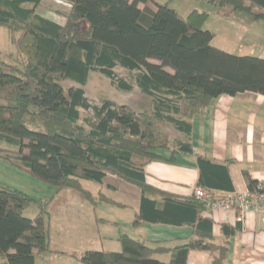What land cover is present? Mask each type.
<instances>
[{
  "label": "trees",
  "instance_id": "1",
  "mask_svg": "<svg viewBox=\"0 0 264 264\" xmlns=\"http://www.w3.org/2000/svg\"><path fill=\"white\" fill-rule=\"evenodd\" d=\"M41 1L0 0V27L24 57L22 69L0 64V160L58 192L79 193L91 206L124 207L81 186L82 181L101 184L111 174L141 192L135 225L193 228V236L172 249H152L121 235L119 252L87 251L80 264H186L193 250L209 252L211 264H226L227 238L240 224L222 225L223 244L215 245L213 222L201 216L203 204L152 187L145 167L192 153L188 141L171 142L167 125L188 136L190 119L213 99L245 92L264 96V59L214 47V34L204 29L206 12L182 17L168 3L153 0H61L70 10L60 26L36 14ZM207 2L264 21V0ZM116 68L130 78H119ZM90 73L123 92L137 88L139 103L134 109L110 100L90 104L83 89ZM68 79L78 87L63 88ZM81 111L91 115L88 127ZM164 151L170 152L166 158ZM197 167L198 187L234 191L226 166L198 157ZM245 179L254 191L257 183ZM49 201L0 185V264H34L35 254L49 251ZM31 204L38 211L34 218L24 214ZM159 254H169L170 261L155 259Z\"/></svg>",
  "mask_w": 264,
  "mask_h": 264
},
{
  "label": "crops",
  "instance_id": "2",
  "mask_svg": "<svg viewBox=\"0 0 264 264\" xmlns=\"http://www.w3.org/2000/svg\"><path fill=\"white\" fill-rule=\"evenodd\" d=\"M54 1L42 0L36 14L63 26L65 14L70 8L60 5L54 9ZM143 7L142 4L138 5L140 10ZM257 22L253 21L252 24ZM2 29L9 40L8 31ZM204 29L212 32L215 38L213 29ZM14 51L11 43L8 49L0 48V53H6L7 56ZM190 125L188 136L166 126L171 142L188 141L192 153L179 154L173 162L153 161L147 164L145 179L149 185L179 198L193 197L194 188L199 186L198 157L226 166L234 191L247 189L246 176L256 183L264 178V96L251 92L234 97L219 96L194 115ZM161 154L168 157L170 152L164 151ZM0 163H4L3 160ZM108 180L109 175L101 184L87 186L84 185L86 181H82L81 186L93 197L102 194L124 207L105 203L91 206L79 193L70 189L58 192L53 188L47 198L33 197L37 202L50 200L47 207L49 251L35 254L34 264H80V256L87 251L119 252L118 238L121 235L144 241L152 249L157 246L172 249L185 244L193 236L190 225H135L140 206V190L119 179L111 180L110 183ZM0 185L6 186L1 181ZM63 191L68 192L60 199ZM100 210V215H97ZM239 215L238 210L207 212L204 209L201 213L202 217L210 218L213 222L212 236L217 246L223 244L222 225L235 227L240 224L239 230L227 238L226 264H264V222L256 213L247 214L242 221H239ZM104 227H109L108 233H101L100 229L105 230ZM107 242H112L111 249L104 247ZM154 258L163 263L170 261L169 254L155 255ZM211 262L212 255L209 252L193 250L189 252L186 264Z\"/></svg>",
  "mask_w": 264,
  "mask_h": 264
},
{
  "label": "rangeland",
  "instance_id": "3",
  "mask_svg": "<svg viewBox=\"0 0 264 264\" xmlns=\"http://www.w3.org/2000/svg\"><path fill=\"white\" fill-rule=\"evenodd\" d=\"M54 1V0H53ZM155 3L164 4L168 3L170 7L176 9L182 17H186L192 10L208 13V18L204 27L213 29L216 33L213 45L219 49L237 56H250L263 58L264 57V21H258L252 24V18L241 12H234L228 6L216 7L207 2V0H153ZM53 7L64 6L56 0L53 2ZM53 9V10H54ZM18 37V33L15 35ZM10 40H8L4 29L0 27V48L8 49ZM15 49V47H14ZM264 59V58H263ZM24 60L22 55L17 54L15 51L11 55L0 53V64H8L22 69L21 62ZM169 71V70H168ZM115 72L119 78L128 80L130 75L123 69L116 68ZM63 88L78 87L73 80H64L61 82ZM87 101L92 105H99L104 100H110L118 105H125L134 109L141 99V94L132 89L129 92H123L116 88L107 78L98 73H90L88 80L83 87ZM81 123L88 127L91 122V115L87 112L81 111ZM167 130V128H166ZM169 131V129H168ZM173 134L172 131H170ZM166 158V157H165ZM4 166H0V181L7 187L19 190L29 195L30 197L47 198L50 193L52 194L53 187L42 183L30 174L17 169L4 161ZM114 178V179H113ZM116 178V179H115ZM116 176L109 174L108 182L118 180ZM112 180V181H111ZM120 180V179H119ZM84 185L94 186V183L84 182ZM68 191H63L60 199H63ZM93 196V195H92ZM44 198V199H45ZM96 198V196H95ZM25 211V216L34 218L37 214V207L31 204ZM101 210L97 211L100 215ZM100 229L101 233L109 231V227ZM111 228V227H110ZM104 247L111 249L112 242L104 243Z\"/></svg>",
  "mask_w": 264,
  "mask_h": 264
},
{
  "label": "built area",
  "instance_id": "4",
  "mask_svg": "<svg viewBox=\"0 0 264 264\" xmlns=\"http://www.w3.org/2000/svg\"><path fill=\"white\" fill-rule=\"evenodd\" d=\"M56 1L70 7L67 2ZM193 196L203 204L207 212L238 210L239 221H242L249 213H256L264 222V178L257 182L254 191L246 189L226 192L196 187L193 190Z\"/></svg>",
  "mask_w": 264,
  "mask_h": 264
}]
</instances>
